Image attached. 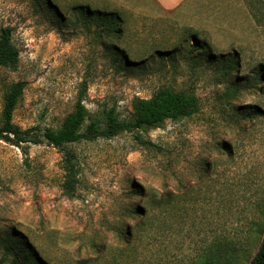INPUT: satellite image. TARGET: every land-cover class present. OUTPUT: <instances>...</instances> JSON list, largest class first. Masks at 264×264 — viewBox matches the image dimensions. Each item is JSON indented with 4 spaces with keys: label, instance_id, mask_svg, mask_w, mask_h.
Returning <instances> with one entry per match:
<instances>
[{
    "label": "rangeland",
    "instance_id": "1",
    "mask_svg": "<svg viewBox=\"0 0 264 264\" xmlns=\"http://www.w3.org/2000/svg\"><path fill=\"white\" fill-rule=\"evenodd\" d=\"M77 5L119 12L122 32L90 25ZM5 28L19 64L0 69V124L5 92L17 82L27 84L14 114L24 130L60 127L82 93L99 116L114 109L128 119L135 99L162 88L195 94L201 109L148 132L158 150L130 134L69 146L79 159L74 198L62 189V151L43 143L25 155L0 141V264L16 260L8 238L41 254V264H194L215 241L230 244L237 264L253 262L261 242L249 230L264 213V118L246 134L236 122L238 111L264 109V95L249 86L264 71V0H190L175 14L149 0H0ZM230 86L237 89L228 103ZM122 227L134 231L126 252Z\"/></svg>",
    "mask_w": 264,
    "mask_h": 264
},
{
    "label": "trees",
    "instance_id": "2",
    "mask_svg": "<svg viewBox=\"0 0 264 264\" xmlns=\"http://www.w3.org/2000/svg\"><path fill=\"white\" fill-rule=\"evenodd\" d=\"M41 1L49 4V0ZM72 10L75 14L91 21L90 25L95 23L103 30L115 34L122 32L123 18L119 12L94 10L90 5H77ZM53 12L56 13V11ZM117 50L116 47L113 48L116 56L121 54ZM239 61L240 59L235 57L234 60L230 61L231 67L229 69L233 70L239 66ZM18 64L19 51L13 44L12 32L8 28L2 29L0 31V69H15ZM249 86L254 92L257 91L264 95V71L253 74L252 83ZM26 87L25 82H17L10 85L5 92L0 124V141L21 149L25 155H27V149L30 146H38L43 143L62 151V169L64 171L62 189L68 198L75 197L79 184V159L77 154L69 149V146L81 142H94L98 139L111 140L122 134H130L145 148L158 150L159 147L156 144L145 139L148 132L162 128L167 121L180 122L192 118L201 109L200 101L195 94L162 88L150 99H135L132 103L133 112L128 119L120 118L114 109L104 111L99 116L88 111L82 93L78 97L73 111L64 119L60 127L45 129L36 127L24 130L14 123V114L23 98ZM236 89L237 86H230L226 90L228 103H230L232 92ZM237 115L236 128L246 134L248 124L255 127L256 122L264 118V109L261 106H250L238 111ZM227 147H221L220 151L230 157L231 152ZM209 169L210 167H207L208 172L211 173L212 169ZM133 215L138 216V212ZM256 219L251 222L249 235L257 238L261 245L259 253L251 264H264V213L258 215ZM143 224L144 221L138 227ZM116 232L117 237L124 243V251L130 250L133 247L134 231L130 233L127 227H122ZM8 239H5L7 242L5 247L16 254V260L13 264L42 263L40 261L42 255L29 248L25 242L22 247L18 248L15 240L14 246L11 247L12 243ZM98 250L100 254L106 251L104 247ZM237 259L236 252L231 250L230 244L215 241L198 254L194 264H237Z\"/></svg>",
    "mask_w": 264,
    "mask_h": 264
},
{
    "label": "crops",
    "instance_id": "3",
    "mask_svg": "<svg viewBox=\"0 0 264 264\" xmlns=\"http://www.w3.org/2000/svg\"><path fill=\"white\" fill-rule=\"evenodd\" d=\"M152 2L156 9L168 13H177L181 8L186 6L190 0H149ZM227 6V5H226Z\"/></svg>",
    "mask_w": 264,
    "mask_h": 264
}]
</instances>
